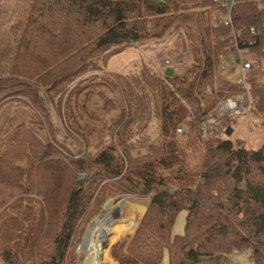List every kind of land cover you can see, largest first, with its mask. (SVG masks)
Instances as JSON below:
<instances>
[{"label": "trees", "instance_id": "trees-1", "mask_svg": "<svg viewBox=\"0 0 264 264\" xmlns=\"http://www.w3.org/2000/svg\"><path fill=\"white\" fill-rule=\"evenodd\" d=\"M28 1L15 47L0 51V60L9 58L0 65V109L29 100L43 111L52 135L43 141L20 123L0 138V264H75L71 245L82 222L109 195L123 192L150 196L123 262L160 264L167 251L169 264H220L234 250H246L255 264H264V141L248 148L216 128L204 137L201 130L224 98L244 91L222 74L236 41L254 63L246 74L249 95L258 98L250 112L264 118V0L233 3V27L240 30L236 39L232 27L221 22L227 4L214 8L211 0ZM177 32L184 36L188 66L171 76L164 70L152 78L143 71L152 108L139 77L137 88L125 80L128 113L102 95L97 77L82 79L111 54L128 46L152 48ZM174 45L166 57L182 41ZM95 92L103 103L90 108L87 102ZM96 109L100 118L108 117L100 131L110 138L100 139L88 160L74 158L57 136L59 128L52 132L50 111L67 123L61 126L67 137L79 142L71 133L76 134L88 150L90 133L99 129L86 130L89 123L80 120L84 114L93 118ZM152 119L154 139L145 134L128 140L133 124L140 132ZM180 124L184 129L178 134ZM115 127L117 143L110 131ZM136 142L146 147L143 153L132 152ZM190 151L198 153L194 164L188 161ZM84 172L91 180L79 183ZM182 209L184 231L172 235ZM85 260L82 256L81 264ZM108 264H121L114 248Z\"/></svg>", "mask_w": 264, "mask_h": 264}, {"label": "rangeland", "instance_id": "rangeland-1", "mask_svg": "<svg viewBox=\"0 0 264 264\" xmlns=\"http://www.w3.org/2000/svg\"><path fill=\"white\" fill-rule=\"evenodd\" d=\"M29 9L30 3L28 0H0V51L4 50L6 46L15 47V40L21 31V23L25 21ZM187 11L192 12L193 10L188 9ZM177 40L182 41L181 47L178 48V51L174 55L169 56V58L166 57L165 53L168 49L175 48L174 44ZM151 45L153 44H150L148 47L128 46L122 52L111 54L107 59L104 58L99 61L100 69L83 75L82 79L97 77V82L101 84L99 91L102 92V95L113 99L120 107H125V111L128 113L130 111V105L128 104L126 96L128 88L125 84V80L129 82V85L137 88L135 79L139 77L142 82L141 84L144 86L143 93L146 94V100L148 101L150 108H152L153 99L147 84L142 79L143 71L145 72L144 74L147 73L149 76L150 74H153L152 78L155 76V73H162L167 68H171L173 74H179L186 70L189 60L186 56L187 48L182 32H177L174 35L165 37L156 46H152V48H150ZM8 61L9 58L2 59L1 57L0 65H3V63H7ZM235 71H237V69ZM235 71L229 72L227 70H222V74L226 79L235 80L237 76ZM263 71L264 64L261 67V72ZM261 79L264 80V74L261 75ZM113 83L117 84V89L113 86ZM75 84L76 81L72 85L74 86ZM234 94L241 97V100H244L245 98L243 97V92ZM102 98V96H99V93L97 94V92H95V94L90 96L87 103L90 108H97L103 103ZM249 100L251 107L254 102L258 101V98L252 100L249 95ZM27 101L29 100L17 99V101L8 102L0 109V138L4 137L7 132L11 131L16 125L25 123L29 125L43 141H46L47 139L51 140L52 134L49 130L51 128L46 121L43 111L39 110L37 107L35 108L33 104ZM50 113L52 132L57 134L58 132L56 128H59L57 136L63 139L62 141L67 145V154H71L74 158L85 159V161L88 160V153L94 152L96 149L94 145L101 144L99 142L100 139H102V143H104L110 138L106 130L100 131L102 125H107L108 117L100 118L102 114L97 109L95 110V116L99 118H96L95 116L92 118L84 114L83 120H80L81 124L89 123V125H86L85 127L86 130L89 127H95L97 130L99 129L98 132L93 131L90 133L89 138L91 140V147L88 150L82 138L76 134L71 133L78 137L79 142H74L67 137L65 129L61 127L63 125L65 128L68 127L63 113H61V121L66 123H63V125L54 110H51ZM111 113L115 114L116 112L112 110ZM205 120H207L208 129L216 128L217 131L221 130V132H224L223 135L221 134L222 137H229L233 142L243 144L248 148H256L264 141V118L253 115L252 112H250V108L248 111L236 117L221 116L214 111ZM146 122V129L144 127L143 129H140V132L139 130H136L137 124H133L132 130H134V133L133 136L128 137L129 141H138L139 137L144 136L145 134L148 135L150 139L155 138L157 130L156 122L152 119L150 121H145L142 124L144 125ZM118 127L110 129V131L113 132L112 138L115 143H117V137L114 133L117 131L116 128ZM178 127L181 128V131H177V133L181 134L184 125L180 124ZM204 127L205 125H203L202 122L201 130L203 137L205 136L203 134ZM228 128H231V132L229 133L227 132ZM207 132L206 135L209 134V131ZM135 145L136 147L132 148L133 153H143L146 149L141 143L136 142ZM117 147L121 154V147ZM198 159V153L191 151L188 153V161L190 164L196 163ZM83 175L85 176L86 183L91 180L90 175L87 172H84ZM149 198V195H136L135 193L130 192H123L112 196L109 195L105 200V202L109 200V204L105 206V202H102L98 211H94L90 219L82 222V225L74 236L71 245V253H73L74 256V263L81 264L80 258L84 256L86 258L85 264H108L112 255V249L114 248L116 249L121 264H131L125 261L123 262L121 259H123L124 254L126 253L131 235L135 231L146 210ZM185 216L186 209H182L178 212L172 226V235L184 231ZM160 264H169L167 251L164 252ZM220 264L255 263L249 257L248 251L243 250L228 254L221 259Z\"/></svg>", "mask_w": 264, "mask_h": 264}, {"label": "built area", "instance_id": "built-area-1", "mask_svg": "<svg viewBox=\"0 0 264 264\" xmlns=\"http://www.w3.org/2000/svg\"><path fill=\"white\" fill-rule=\"evenodd\" d=\"M158 1H164V0H158ZM237 0H211L212 6L214 8L220 7L223 4H227V12L221 19V22L225 25H230L232 27V33L235 37H239L240 30L235 29L233 27V21L231 18V7L233 3H235ZM251 32H253V29H251ZM248 49L245 47H240L239 43L236 41L235 43V51L231 53L226 61L223 63V67L230 71L232 68H236L238 71V74L235 78V81L240 85V87L244 90L243 94L245 97L244 100H241V97H238L236 94H231L224 98L220 104L217 106L215 113L221 116H227V117H236L246 111L250 108V100H249V92L247 87V81H246V74L252 67V62L247 58ZM203 125L205 127L203 128V134L206 135L208 132L207 128V120L203 121ZM177 131H181V128H177ZM237 250H234L236 252Z\"/></svg>", "mask_w": 264, "mask_h": 264}, {"label": "water", "instance_id": "water-1", "mask_svg": "<svg viewBox=\"0 0 264 264\" xmlns=\"http://www.w3.org/2000/svg\"><path fill=\"white\" fill-rule=\"evenodd\" d=\"M165 74L166 75H168V76H171V75H173V70L171 69V68H167L166 70H165ZM227 132L229 133V132H231V128H228L227 129ZM84 175L83 174H79L78 175V177H77V179H78V182L79 183H81L83 180H84ZM109 200L107 201V202H105V206L107 205V204H109Z\"/></svg>", "mask_w": 264, "mask_h": 264}, {"label": "bare ground", "instance_id": "bare-ground-1", "mask_svg": "<svg viewBox=\"0 0 264 264\" xmlns=\"http://www.w3.org/2000/svg\"><path fill=\"white\" fill-rule=\"evenodd\" d=\"M91 224V223H90ZM87 233V232H86ZM86 256V255H85Z\"/></svg>", "mask_w": 264, "mask_h": 264}]
</instances>
